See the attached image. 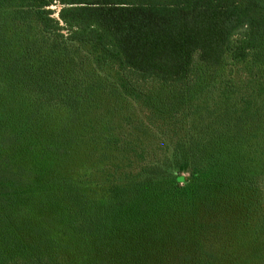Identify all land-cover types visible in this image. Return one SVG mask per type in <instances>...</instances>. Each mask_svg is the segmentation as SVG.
Returning a JSON list of instances; mask_svg holds the SVG:
<instances>
[{"label": "trees", "instance_id": "trees-1", "mask_svg": "<svg viewBox=\"0 0 264 264\" xmlns=\"http://www.w3.org/2000/svg\"><path fill=\"white\" fill-rule=\"evenodd\" d=\"M263 105L264 0H0V264H264V152L185 130Z\"/></svg>", "mask_w": 264, "mask_h": 264}, {"label": "rangeland", "instance_id": "rangeland-1", "mask_svg": "<svg viewBox=\"0 0 264 264\" xmlns=\"http://www.w3.org/2000/svg\"><path fill=\"white\" fill-rule=\"evenodd\" d=\"M79 59H76L75 62H78ZM68 67L70 69H65L66 74H70V70L74 67L73 64H68ZM205 77H209V73L205 75ZM210 80H212V77H209ZM209 96L207 99L213 104V102L216 100L217 91L212 90L209 91ZM243 94H246V91H243ZM261 102V101H260ZM127 109V112L131 114V120L124 121L125 122V130L128 134H132L134 132H137V129L134 127L135 125H138L140 122H144V118L142 113L140 112V108L138 105L135 106V109L137 111V114L133 115L132 110L133 108L129 107ZM106 112H102V115L105 116ZM224 112L220 111L219 115H214V117H211V119H199L195 118L193 121L189 123V126L186 127V131L193 137L199 138L204 141L208 148L209 152V158L210 160H215L224 158V155H226L229 150L232 148V152L235 155L236 162L239 163L240 166L243 168V171L249 172L248 175L241 176L242 184L240 185L242 190V194H246V188L250 185H252V179L254 178V174L258 172L256 170V167L254 165L253 156L250 154L251 150H253L251 147L255 146V151L258 153L264 152V143L260 142L259 139L256 137L257 132L255 133V128L257 126H263L264 127V105L261 108V112L259 113V123L258 125L249 124L247 123L245 126H238L236 123H231L232 119H229V117L223 116ZM148 139L150 140H158L159 135L158 133L152 131L150 132L148 129H146ZM140 134H143L142 131ZM229 144V146L227 145ZM232 143H234L233 146ZM229 148V149H228ZM260 151H259V149ZM228 151L226 152V150ZM247 150V151H246ZM245 152L246 156H243L240 152ZM216 159V160H217Z\"/></svg>", "mask_w": 264, "mask_h": 264}]
</instances>
